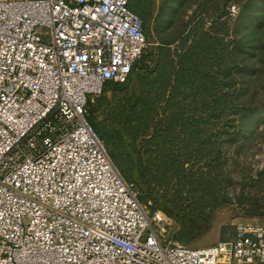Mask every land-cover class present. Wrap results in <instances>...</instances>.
<instances>
[{"label": "built area", "instance_id": "obj_1", "mask_svg": "<svg viewBox=\"0 0 264 264\" xmlns=\"http://www.w3.org/2000/svg\"><path fill=\"white\" fill-rule=\"evenodd\" d=\"M146 45L129 0H0V264H264V223L168 235L87 118Z\"/></svg>", "mask_w": 264, "mask_h": 264}, {"label": "trees", "instance_id": "obj_2", "mask_svg": "<svg viewBox=\"0 0 264 264\" xmlns=\"http://www.w3.org/2000/svg\"><path fill=\"white\" fill-rule=\"evenodd\" d=\"M208 1L212 0L206 3ZM213 1L221 8L231 0ZM129 6L139 16L145 29L152 18L151 0H129ZM217 7L212 13L202 16L193 31L188 33L187 30L178 39L162 37L161 34L169 27L161 28L158 43L147 51L143 50L133 64L130 74H138L139 94L130 105L129 112L133 114L132 118L135 117L134 121H138L139 132H145L142 128H153L144 141L148 145L145 159H131L120 142L118 131L114 128L105 130L94 121L93 115L87 113L89 122L126 180L133 182V170L144 185L153 179L158 182L176 180L179 189L171 201L177 204L180 200L187 213L203 222L220 204L217 203L216 192L219 191L218 179L225 176L222 143L239 139L242 131L235 122L238 117L242 118L252 111L250 106L236 103L221 90L222 77L230 66L227 56L234 51L235 44L231 45V40L225 41V34L213 30L216 21L227 13L221 11L219 16L215 15L219 12ZM263 32L264 21L257 33L261 35ZM259 35L255 47L263 51L264 42ZM107 83L126 87L125 82ZM90 103L88 101L87 104ZM152 122L153 127L150 125ZM185 162L192 166L201 163V167L185 172L182 167ZM249 184L251 191L248 192L247 213L251 216L264 215V167L249 179ZM139 199L143 200V197ZM197 235L191 218L183 217L172 238L185 244Z\"/></svg>", "mask_w": 264, "mask_h": 264}, {"label": "rangeland", "instance_id": "obj_3", "mask_svg": "<svg viewBox=\"0 0 264 264\" xmlns=\"http://www.w3.org/2000/svg\"><path fill=\"white\" fill-rule=\"evenodd\" d=\"M206 1L151 0L152 18L144 29V51L158 43L161 28L169 27L161 34L162 37L165 36L168 40L178 39L187 30L188 33L193 31L192 28L200 24L201 17L212 13L215 7H219V12L215 15L219 16L221 11L227 12L216 21L213 28L214 31L225 34V41L231 40V45L235 44L234 51L227 56L230 66L222 77L221 90L229 94L236 103L250 106L252 111L242 118L238 117L235 122L242 131L239 139L222 143L225 176L224 179H218L219 191L216 192L217 203L220 204L209 219L203 222L187 213L180 200L177 204L171 201L179 189L176 180L158 182L153 179L151 183L144 185L134 170L131 176L139 197H143L141 201L147 208L150 211L160 209L169 218V236L172 237L174 231L178 230L183 217L191 218L198 235L185 244L194 247L208 246L230 238L237 223H264V215H249L246 205L248 192L251 191L249 179L264 167V50L260 51L255 47L258 44L257 32L264 21V0H231L221 8L213 0ZM259 38L264 42V32ZM137 77V72L129 74L125 88L107 83L86 107L87 113L93 115L94 121L105 130L114 128L118 131L125 151L135 161L147 157L148 145L144 141L153 132V128H142L145 132H139L136 126L138 121L135 122V117L132 118L133 114L129 112L130 105L139 94ZM150 125L153 127V122ZM182 167L185 172H190L201 167V163L192 166L185 162Z\"/></svg>", "mask_w": 264, "mask_h": 264}]
</instances>
